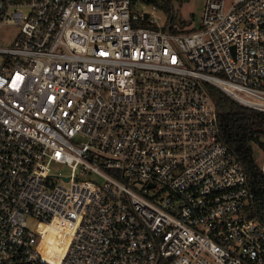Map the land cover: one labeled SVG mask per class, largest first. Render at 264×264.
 Masks as SVG:
<instances>
[{
	"label": "built area",
	"instance_id": "1",
	"mask_svg": "<svg viewBox=\"0 0 264 264\" xmlns=\"http://www.w3.org/2000/svg\"><path fill=\"white\" fill-rule=\"evenodd\" d=\"M6 24L0 264H264L207 87L264 111V0L177 32L142 0H0Z\"/></svg>",
	"mask_w": 264,
	"mask_h": 264
},
{
	"label": "trees",
	"instance_id": "2",
	"mask_svg": "<svg viewBox=\"0 0 264 264\" xmlns=\"http://www.w3.org/2000/svg\"><path fill=\"white\" fill-rule=\"evenodd\" d=\"M142 1L155 5L166 13L163 28L177 32L179 31L177 26L184 27L183 22L179 24L173 22L171 0ZM207 87L216 106L219 138L241 162L246 171L248 184L255 192V197L248 207V216L256 218L264 225V172L254 156L255 143L264 149V111L243 105L214 85ZM60 250L57 248V252Z\"/></svg>",
	"mask_w": 264,
	"mask_h": 264
},
{
	"label": "rangeland",
	"instance_id": "3",
	"mask_svg": "<svg viewBox=\"0 0 264 264\" xmlns=\"http://www.w3.org/2000/svg\"><path fill=\"white\" fill-rule=\"evenodd\" d=\"M205 2L206 0H171L174 11L173 22L176 24L183 22L190 28L198 27L202 21ZM146 8L150 10L152 16L156 19L158 24L165 23L167 15L163 10L152 9L149 4H146ZM17 31L18 28L14 24L3 25L0 31V46L12 45V40ZM254 156L256 162L261 165L264 161V149L257 143L254 144ZM60 170L64 174L69 173V168H67L66 165H61ZM135 185L137 187H141V184L136 183ZM28 225L31 229L35 230L39 225V221L35 218H29ZM56 247L57 246H55L54 253H57Z\"/></svg>",
	"mask_w": 264,
	"mask_h": 264
},
{
	"label": "bare ground",
	"instance_id": "4",
	"mask_svg": "<svg viewBox=\"0 0 264 264\" xmlns=\"http://www.w3.org/2000/svg\"><path fill=\"white\" fill-rule=\"evenodd\" d=\"M50 247L52 248V249H51L52 254H53V255L57 254V253H54V251H55V250H54V249H55V243H54V240L50 241Z\"/></svg>",
	"mask_w": 264,
	"mask_h": 264
}]
</instances>
